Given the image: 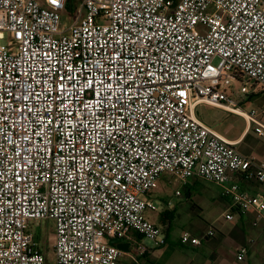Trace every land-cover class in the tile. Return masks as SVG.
Wrapping results in <instances>:
<instances>
[{"label":"built area","instance_id":"1","mask_svg":"<svg viewBox=\"0 0 264 264\" xmlns=\"http://www.w3.org/2000/svg\"><path fill=\"white\" fill-rule=\"evenodd\" d=\"M69 3L0 0V264H47L31 231L45 220L55 264H139L150 247L131 233L167 244L145 215L162 208L150 196L164 176L221 187L227 221L234 211L264 221V163L196 113L224 109L264 138V107L230 96L235 81L245 96L264 90V0H81L66 27ZM216 234L184 231L180 242Z\"/></svg>","mask_w":264,"mask_h":264},{"label":"rangeland","instance_id":"2","mask_svg":"<svg viewBox=\"0 0 264 264\" xmlns=\"http://www.w3.org/2000/svg\"><path fill=\"white\" fill-rule=\"evenodd\" d=\"M72 1V0H71ZM78 0H73L69 7L68 13L65 16L64 24L68 27L76 10L79 6ZM9 36L5 32H0V43L5 44ZM218 60L215 61V64ZM241 81H235L230 90V96L244 110H251L255 108L264 107V91L251 92V95L245 96L239 94L237 91L241 89ZM253 91V89H252ZM261 92V93H260ZM199 118L205 123L211 125L223 134L231 138L238 137L246 127L244 118L228 114L208 105H201L196 109ZM237 150L247 157H255L260 163L264 158V138H259L256 134L250 133L245 141L237 147ZM194 185V193L192 198H188L186 189L178 180L169 181L168 176H164L159 184L158 189L154 191V197L162 202V199L171 201L172 207H176L174 217L169 218L173 223L172 242L159 248L155 254L154 264H186V255L192 256L186 251V248L178 246L180 235L184 231H189L194 235H202L211 226L217 232L216 236L211 240L217 241L221 244L222 234L234 225L233 222L227 221L225 218V206L221 203V187L216 184L204 180H191ZM180 190L183 196H176V191ZM160 204H163L161 203ZM224 202V201H223ZM158 212L147 211L146 215L152 222H156L159 226L163 223L159 220ZM54 228L55 222L53 220L34 222L31 224V231L35 238L39 241L40 246H46L47 264H55L54 253ZM166 227H164L165 229ZM148 243L152 245L149 241ZM224 251H217L223 261L220 264H244L235 261L233 249L227 242L223 243ZM206 250V249H205ZM141 262V260H140Z\"/></svg>","mask_w":264,"mask_h":264},{"label":"crops","instance_id":"3","mask_svg":"<svg viewBox=\"0 0 264 264\" xmlns=\"http://www.w3.org/2000/svg\"><path fill=\"white\" fill-rule=\"evenodd\" d=\"M260 91H264V90H260ZM213 108H216V107H213ZM216 109L221 110V111L228 113V114H233V113H230L224 109H220V108H216ZM198 118H199V116H198ZM202 122L205 123L204 121H202ZM205 124L208 125L209 127H212L211 125H209L207 123H205ZM212 128H214V127H212ZM215 130L221 136H223L225 139L234 143L236 148L245 141V139L248 137V135L251 132L254 133L253 131H251L248 128L247 124H246V127L243 130V132L236 138H231V137L227 136L226 134H223L219 130H217V129H215ZM262 153H264V151ZM262 161H264V158ZM262 163H264V162H262ZM192 179L198 180L197 178H192ZM192 179H190L188 181V183L186 185H184L188 198L194 197V196H192L194 193V189H193L194 185L191 182ZM234 179L237 182H239L241 186L250 190L251 192H259L260 191V186L254 181H246L242 178L240 179L239 175H235ZM168 180H169V178H168ZM182 196H183V193H182ZM150 198L152 200H156L158 202H161L160 200L157 199V197H154V192L151 193ZM220 201L225 206V215H226L227 213L230 212L229 209H230L231 203H230L229 198L223 196L222 190H221ZM167 202H168V200H165L164 198L162 199V202H161L163 204H161L162 208L160 210L159 220L163 223V226H159L156 222H153V223H155L156 225H158L159 227H161L164 230L166 238H167V243H169V242H172L171 236H172V232H173V225H172L171 221H169V217L172 214H174V212L176 211V207H171L170 209L166 208ZM146 213H145V215H146ZM233 214H234V220L230 221V222L234 223L233 227L226 232H220V234H222L221 244H218L217 241H213V240H211L212 238H209V239H206L203 242V244L199 247L185 246L186 251L192 255V256L186 255V264H220L223 261V257H221L217 251L221 252V251H224L226 249V248H224V245H223L224 242H227L230 245V247H232L233 255H234L236 262H238L236 260V251L242 245L248 244L249 250H248V254L245 258V261L239 262V263L264 264V221L257 215V213L255 211H249L247 214H243V215L239 214L237 211H234ZM146 218L149 219L147 217V215H146ZM255 223H257V225H255ZM164 227H166V228L164 229ZM131 237L141 241L142 243H144V244L148 245V247H150L148 253L144 257L140 258L141 262L139 260V264H154L153 262L155 261V254L159 248L151 247L152 245H150L148 243V241L145 240L138 233H131ZM123 242L130 244V240H128V239L124 240ZM38 243H39V241H38ZM180 243L181 242H180V238H179L178 244H180ZM130 252H131V250L128 253H130ZM121 261L125 264H136L128 255H124L121 258ZM157 264H159V262H157Z\"/></svg>","mask_w":264,"mask_h":264},{"label":"water","instance_id":"4","mask_svg":"<svg viewBox=\"0 0 264 264\" xmlns=\"http://www.w3.org/2000/svg\"><path fill=\"white\" fill-rule=\"evenodd\" d=\"M109 243L113 246L118 247L119 249H121L122 251L128 253L130 251V244L129 243H124L122 240L120 239H111L109 241Z\"/></svg>","mask_w":264,"mask_h":264},{"label":"trees","instance_id":"5","mask_svg":"<svg viewBox=\"0 0 264 264\" xmlns=\"http://www.w3.org/2000/svg\"><path fill=\"white\" fill-rule=\"evenodd\" d=\"M73 1V0H72ZM72 1L70 0V3H69V7H70V5L72 4ZM79 2L81 1V0H78ZM174 217V214H172L169 218L171 219V218H173ZM171 221V220H170ZM171 223H172V221H171ZM172 225H173V223H172ZM178 246L179 247H181V248H186L185 246H183L181 243L180 244H178Z\"/></svg>","mask_w":264,"mask_h":264},{"label":"snow or ice","instance_id":"6","mask_svg":"<svg viewBox=\"0 0 264 264\" xmlns=\"http://www.w3.org/2000/svg\"><path fill=\"white\" fill-rule=\"evenodd\" d=\"M56 2V0H53V3H55Z\"/></svg>","mask_w":264,"mask_h":264}]
</instances>
